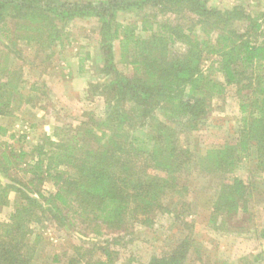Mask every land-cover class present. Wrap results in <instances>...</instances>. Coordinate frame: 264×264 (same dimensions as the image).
Here are the masks:
<instances>
[{
	"label": "rangeland",
	"instance_id": "obj_1",
	"mask_svg": "<svg viewBox=\"0 0 264 264\" xmlns=\"http://www.w3.org/2000/svg\"><path fill=\"white\" fill-rule=\"evenodd\" d=\"M208 7L226 12L238 9L250 16H261V33L250 36L255 42L264 38V0H209ZM144 13L139 9L121 10L117 12L116 22L123 26L130 23L140 26ZM197 20L195 15L186 11L165 13L158 15L154 29L164 21H171L181 27L182 33L203 40L204 27ZM65 27L69 44L55 45L49 62H43L45 55L42 54L36 60V51L28 46L22 48L19 60L12 58L10 62L13 68H21V94L32 95V104L21 105V108L13 110L12 116H0V126L13 135L12 139L8 134L0 138V143L6 141L16 152L22 149L26 154L18 163V174L36 162L33 148L45 138L56 142L77 135L85 141L87 148L95 149L104 140L106 131L101 124L107 122L108 118L110 123H115L117 134L128 132L133 137V159H137L136 155L140 157L142 151L153 149L152 138L165 134L163 126L171 128V139L176 142L177 148L189 149L191 157L189 167L180 169L173 176L169 174L172 187H164L156 194L158 198L154 202L151 200L146 207L142 202V206L135 210L134 195L139 190L128 188L125 194L129 197L120 216L108 227L76 218L72 224L51 219L32 223L28 243L34 248L35 259L30 264H95L97 261H107V264H147L152 257L169 253L184 240L188 245L184 264H264V159L257 155L259 146L252 143L249 156L242 158L231 173H207L198 164L205 151L238 141L242 118L257 113L255 109H250L245 116L241 114L240 96L244 95L250 100L251 90L244 86L249 77L256 75L264 78V67L252 71L251 68L243 70L238 66V82L227 87L223 95L207 97L205 115L187 123L175 113L176 106L166 101L170 90L162 89L159 77L150 90L144 91V98L138 96L136 100L131 91L124 88L121 92L118 88L117 81L121 77H113L99 70L100 48L94 18H77L67 22ZM226 27L242 34L246 21L232 19ZM221 29L211 30L210 38L215 41L219 34H224ZM184 48L179 41L173 45L169 50L170 62H175ZM120 52V45L116 41L112 46L115 73L128 76L123 78L129 87L147 84L144 76L130 77L132 66L120 58ZM153 53L158 56V51ZM87 54L91 59L85 60L84 71L79 74L78 58L84 59ZM203 56L202 75L214 81H223L220 73H214L209 68L219 57L207 53ZM156 70L159 72L157 67ZM33 83H36L35 90L29 92ZM118 90L125 95L119 103ZM182 91V88L175 87L171 95L188 93L186 88ZM139 93L143 95V92ZM166 143L167 140H164L163 144ZM172 161H168L171 166ZM150 164L152 166L144 168L147 180L157 175L165 178V172L156 170L154 162ZM16 171L12 174L16 175ZM60 171L67 176L74 173L70 166L61 167ZM130 174L125 175V187L137 183L136 175ZM233 177L241 179L246 188L238 212L228 218L212 215L220 187ZM6 178L0 175L1 180ZM41 191L52 192V181L45 180ZM13 198L14 195L10 194L9 205L0 210V221L8 220Z\"/></svg>",
	"mask_w": 264,
	"mask_h": 264
},
{
	"label": "trees",
	"instance_id": "obj_2",
	"mask_svg": "<svg viewBox=\"0 0 264 264\" xmlns=\"http://www.w3.org/2000/svg\"><path fill=\"white\" fill-rule=\"evenodd\" d=\"M208 1L0 0V116H12L13 110L21 108V105L32 104V95L21 94V68H13L11 59L19 60L22 48L28 46L36 51V60L42 54L45 55L43 62H49L55 45L69 44L65 24L77 18H94L97 21L99 70L113 77H121L122 81H117L121 92L126 88L136 100L138 96L144 98V91L150 90L159 77L162 89L170 90L166 101L176 106L175 113L184 122L189 123L204 116L206 98L223 95L227 87L238 82V66L243 70L251 68L252 71L264 67V38L255 42L250 36L261 33V16H250L238 9L226 12L209 8ZM134 9L145 12L140 26L136 23L123 26L116 22L117 12ZM180 11L198 18L197 22L204 27L202 31L205 39L198 40L182 33L181 27L171 21H164L154 29L158 15ZM237 18L246 21V29L242 34L226 27L232 19ZM221 27L224 34L212 40L211 30ZM116 41L121 49L120 58L132 66L130 77L144 76L147 84L129 87L123 78L128 76L115 73L112 46ZM178 41L184 45V52L175 62H170L169 50ZM155 50L158 56L154 55ZM205 53L219 57L209 68L214 73H220L223 81H214L202 75ZM90 59L89 54L84 59L78 58L77 73L84 71L85 60ZM248 80L244 88L251 90V98L248 100L241 95L239 110L244 116L250 109H255L257 113L242 118L241 134L235 144L205 151L198 164L207 173H231L242 158L249 156L252 143L259 146L257 155L264 159V78L255 75ZM32 85L29 92L35 90L36 83ZM173 87L182 88L183 91L186 88L188 93L171 95ZM136 89L143 95H139L140 91ZM118 93L117 103L125 96L119 90ZM106 121L108 123L101 125L108 137L105 135L103 142L95 149L87 148L85 141L77 135L67 139L63 137L56 142L45 138L33 148L36 162L29 169L24 168L20 174L18 163L26 157L25 152L22 149L16 152L6 141L0 143V175L8 177L6 180L0 179V210L9 205L10 194L14 195L8 220L0 221V264H30L35 259L34 248L28 243L32 223L51 219L72 224L76 218L79 221L99 222L108 227L120 216L129 197L125 194L128 188L139 190L134 195L135 210L142 204L146 207L151 200L154 202L158 198L156 194L164 187H172L170 175L189 167L191 152L187 148H177L176 142L171 139V128L163 126L165 134L152 138L153 149L144 150L140 157L136 155L137 159H133V137L128 132L117 134L115 123H110L109 118ZM7 134L13 138L7 128L0 126V138ZM164 140H167L165 145ZM170 160H173V166L168 163ZM152 162L156 170L166 173L165 178L157 175L147 180L144 168L152 166ZM67 166L72 167L73 175L67 176L64 171H60L61 167ZM13 171H16V175L12 174ZM131 172L136 175L137 183L125 187V175H131ZM45 180L52 181V192L41 191ZM245 190L244 182L237 177L223 184L214 202L212 215L228 218L237 213ZM187 247L186 240L181 241L172 251L152 257L147 264H184ZM95 264H107V261H97Z\"/></svg>",
	"mask_w": 264,
	"mask_h": 264
}]
</instances>
